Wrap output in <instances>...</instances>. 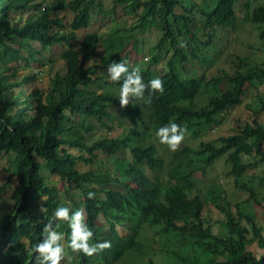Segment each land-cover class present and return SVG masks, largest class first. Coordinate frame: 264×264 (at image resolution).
Segmentation results:
<instances>
[{
	"label": "trees",
	"instance_id": "16d2710c",
	"mask_svg": "<svg viewBox=\"0 0 264 264\" xmlns=\"http://www.w3.org/2000/svg\"><path fill=\"white\" fill-rule=\"evenodd\" d=\"M200 1L114 0L113 8L105 10L103 0H0V159L9 158L10 173L9 181L0 186V264H37L35 246L59 206L69 207L71 213L72 207L84 209L94 234L90 244L111 242L109 249L91 257L73 253L67 247L69 225L55 221L66 238L61 264H157L158 255L164 261L159 264H264V255L259 258L248 249L253 233L264 250L263 231L255 218L240 209L235 213L222 190L207 186L208 200L197 194L208 170L224 161L227 178L260 203L255 190L241 180L264 164V124L258 117L262 107L252 109V122L236 120L231 135L201 141L197 148L182 143L171 151L156 136L159 128L175 122L187 129L183 142L200 140L209 128L222 124L223 114L242 104L247 87L259 90L264 85V65L233 52V74L222 68L224 78L209 80L196 73L199 65L210 69L225 51L237 31L243 0H205V6ZM258 1L248 4L245 20L262 29L264 6L252 3ZM119 7H141L137 24H118L105 38L97 32L85 35L82 55L72 48L76 31L90 28L93 19L115 20ZM62 12L71 16L69 25L60 17ZM151 28L158 31L157 43L147 50L142 38ZM259 37L264 44V29ZM63 43L66 75L57 77L47 95L25 92L28 83L38 81L37 70L51 63L46 53ZM141 54L149 56L147 62L139 59ZM96 59L100 65L87 67ZM113 61H126L130 71L138 68L145 84L160 78L164 91L151 92L150 103V91H145L144 99H137L140 105L133 100L120 113L122 80L113 82L107 74ZM27 69L31 73L18 80L19 72ZM226 80L230 87L220 90ZM201 89L208 97L205 106L198 104ZM127 122L131 124L125 126ZM98 130L106 135L96 138ZM149 131L160 147L150 142ZM99 151L112 163L100 159ZM254 152V162H245ZM78 163L91 167L82 172ZM44 171L68 185L65 199H75L74 192L81 201L77 204L75 199L71 206L60 200ZM206 203L224 214L226 237L214 234L212 219L204 216ZM100 215L109 225L104 232ZM117 225H124L128 234L120 236ZM149 232L166 236L162 250L153 249L156 241L148 239Z\"/></svg>",
	"mask_w": 264,
	"mask_h": 264
},
{
	"label": "rangeland",
	"instance_id": "374dc122",
	"mask_svg": "<svg viewBox=\"0 0 264 264\" xmlns=\"http://www.w3.org/2000/svg\"><path fill=\"white\" fill-rule=\"evenodd\" d=\"M73 1V0H69ZM202 4H204L205 0L200 1ZM251 2V0H243L240 7H239V22L237 26L236 33L230 37L229 41L226 42V47L224 48V52L220 54L215 60L210 69L207 68L205 70V67L202 68L200 65L196 68V73L200 76L205 77V79H211L213 77H222L224 78V73L220 70L224 68L225 71H227L229 74H233L236 70V67L230 63V55L233 52L235 55L244 56V57H250L252 64L257 65H264V44L262 43L261 38L259 37L260 32L262 29H264V26L262 29L258 27L257 25L251 24L246 22V11L247 6ZM254 6L257 5H263L264 6V0H259L258 2H252ZM104 9L110 10L114 6V0H103ZM205 6V4H204ZM142 8L141 7H135L128 11L123 10L122 7H119L116 9L117 15L116 19H108L104 22L96 21L93 19L92 25L88 29H80L76 31L77 39L72 42V48L76 51H78L81 54V42L85 35L91 33V32H97L101 37L105 38L108 33L115 28L118 24H123L125 27L129 28L135 24H137L138 16L141 13ZM178 12H182L180 9ZM60 17L64 18L65 24L69 25L71 21V16L69 14H66L65 12H62L60 14ZM157 33L158 31L155 28H151L142 39H145L146 45L148 46L147 50H151L156 43H157ZM33 47L35 50L39 49V44L37 42H33ZM66 44L63 43L62 45L56 46L52 51L46 53V56L50 58L51 63L47 65L45 68L41 70L38 69L37 71L39 79L37 82L34 83H28L24 90L25 92H28L29 94L32 93L34 90H40L44 95H47L49 90L51 89L52 85L55 83L58 76H65L66 75V66L61 58V54L63 52V49L66 48ZM263 50V51H261ZM216 57V56H214ZM140 60H144L145 62L148 61L149 56L141 54L139 55ZM169 60V57L166 56L163 58L160 68L165 69L166 63ZM101 61L100 59H96L94 61H91L87 64V67H94L96 65H100ZM32 70H21L19 72L20 77H18L20 80L22 76H25L27 74H30ZM202 85V83L199 84V87ZM230 87L229 81H224L219 89L220 90H227ZM201 88V87H200ZM103 89H98V93L102 94ZM200 101L199 106H205L208 103V97L203 96L202 93L204 92L203 89L200 90ZM209 93H212L211 91H207ZM120 95V92L119 94ZM133 102L141 104L140 100H134ZM124 107L120 109V113L123 112L125 108ZM254 107H262L261 113L259 114V121L264 124V85L257 89H250L247 87V91L245 96L243 97L242 104L240 106L233 107L229 112L226 114H223L219 120L222 122L219 126H213L212 128H209L207 130L206 135L202 136L200 140H190L182 142L183 145L193 146V148H197L201 141H211L216 140L219 137L222 136H229L231 135V126L234 124L236 120H246V121H253L254 115L252 112V109ZM131 123L125 124V126H129ZM113 134V133H112ZM149 140L152 141L154 144L160 147L159 142L156 140L155 136H153L152 132L149 131ZM100 136H105L106 132L98 130L94 136L96 138H99ZM70 151H72L75 154L79 153V150L77 149H71L69 147H66ZM161 154L164 156L165 160H169V156L164 153V151H161ZM97 155L100 159H103L106 164H111L112 159L108 157L107 154H104L102 151L97 152ZM255 152L253 156L244 158V161L247 163L254 162ZM222 161L217 168H210L206 174V177L204 179V184L200 185L197 190V194H202L203 200L209 199V194L207 195L208 188L207 186H210L211 189H219L225 192V195L229 198V200L233 204V211L237 213V211L240 209L242 212L251 215L255 218V221L263 231L264 235V164L256 169H251L247 172V174L242 178V182L245 184H248V186L252 187L255 192L257 199L260 203H256L253 199H250V194L248 192L242 191L241 189L236 187L235 180L233 178H227L225 175L227 173V168L223 166ZM91 167L90 164L85 163H78V170L79 171H87ZM9 168V158L7 156L0 159V186L4 185L9 181L10 173H8L7 169ZM43 176L46 179L47 183L56 188L59 191L60 200L66 202L68 205L72 206V202H76L77 204L81 201L79 199V194L72 192V196L75 199H65L64 192L68 188L67 184L64 183L60 178L56 175H51L47 171L43 172ZM13 186H16V182L13 183ZM110 188H116L119 189V185H111ZM47 200V197H43L41 201H39V204L43 206L44 201ZM239 205V208L238 206ZM82 208V207H81ZM80 208V209H81ZM74 211V207H72ZM204 216L210 217L212 220L213 225V232L214 234L226 237L227 233L223 230L221 223L225 219L224 214L220 211V209L213 203H206L204 208ZM101 220H103V217H100ZM247 226V224H246ZM108 225L104 222L102 225L103 231H106L108 229ZM117 230L120 235L125 236L128 234L126 228L124 225H118ZM149 237V240H155V244L153 246V249L158 252L162 250V248L166 245L165 237H157L154 232H149L147 234ZM254 234L250 233L248 238L252 241V243L249 245L248 249L253 252L257 257L261 258L264 255V250L260 248L258 242L253 239ZM102 240L104 237H101ZM65 243V240L62 241ZM163 255H158V258L156 259L157 264L164 262L162 259Z\"/></svg>",
	"mask_w": 264,
	"mask_h": 264
},
{
	"label": "clouds",
	"instance_id": "9594fccd",
	"mask_svg": "<svg viewBox=\"0 0 264 264\" xmlns=\"http://www.w3.org/2000/svg\"><path fill=\"white\" fill-rule=\"evenodd\" d=\"M107 74L113 82H120L122 80L119 95V102L122 108L127 107L133 100L144 99L145 91H150V95L146 101L148 103L151 102V92L162 93L164 91V84L160 78L152 79L148 84H145L140 70L133 68L130 71L126 61H113L110 63L107 67ZM186 132V128L181 127L175 122H169V124L157 130L156 136L159 138L161 144L168 146L169 150L177 151L185 139ZM93 196L94 194L90 192L89 199L93 198ZM99 220L103 225L105 220H101V218ZM55 221L69 225L70 237L67 247L73 253L82 252L85 256L91 257L111 247L110 241L90 244L94 234L86 223L84 209H77L74 213H71L69 207L59 206L54 211L53 219H50L43 228L42 241L35 246L34 251L37 254V264H61V261L65 259L66 238L64 233L58 231L60 225L55 223ZM64 240L65 243L62 242Z\"/></svg>",
	"mask_w": 264,
	"mask_h": 264
}]
</instances>
